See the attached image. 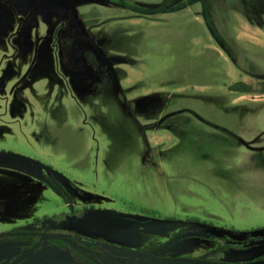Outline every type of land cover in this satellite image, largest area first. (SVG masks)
<instances>
[{
  "label": "rangeland",
  "instance_id": "obj_1",
  "mask_svg": "<svg viewBox=\"0 0 264 264\" xmlns=\"http://www.w3.org/2000/svg\"><path fill=\"white\" fill-rule=\"evenodd\" d=\"M208 6L246 71L215 43L199 3L142 15L106 0H0V236L33 225L52 229L70 246H50L44 235L33 236L32 250L0 242V264H90L89 255L106 264H264V94L257 78L264 77V13L245 16L241 0H208ZM61 33L98 46L97 57L84 42L73 44L79 80L59 65ZM114 56L124 62L109 63L111 71L102 58ZM34 64L42 75L26 82ZM237 81L254 92H230ZM117 86L127 100L186 96L129 116ZM219 102L259 109L239 125L214 106ZM180 108L206 119L211 127L194 122L210 133L220 132L216 125L227 127L239 138L236 146L229 150L219 139L227 152H183L177 137L159 125L164 114ZM100 111L113 125L131 128L130 150L106 152L108 140L95 123ZM132 120L146 127L149 152ZM49 181L66 190L71 205ZM70 206L81 221L63 225ZM119 213L151 220L137 223ZM180 230L188 236L174 239ZM79 237L96 248H77ZM176 245L171 258L157 254Z\"/></svg>",
  "mask_w": 264,
  "mask_h": 264
},
{
  "label": "trees",
  "instance_id": "obj_2",
  "mask_svg": "<svg viewBox=\"0 0 264 264\" xmlns=\"http://www.w3.org/2000/svg\"><path fill=\"white\" fill-rule=\"evenodd\" d=\"M92 1V0H90ZM108 3L113 4L118 7H123L128 10L134 11L136 13L142 14V15H150V14H161V13H171L176 12L178 10H181L187 6L193 5L195 3H199L201 6V16L203 18L204 24L210 33L211 37L214 39L215 43L226 53V55L231 59V62L234 64L236 68H238L241 71H246L245 68L240 64L239 61H237L234 58L232 49L227 42V40L222 36L216 25L214 24L213 20L211 19V13L208 6V0H183L182 2L178 4H173L174 0H161L159 3L155 5H143L141 3H136L134 1L130 0H106ZM242 2V8H243V14L245 16H251L255 15L257 12L264 13V0H241ZM78 34L69 33L63 36V34H60L59 40L57 42L58 45V61L59 65L68 72H72L73 75H78L80 71L77 69L79 65L78 62L73 61L72 54L73 48L75 45V41L85 43L90 49H92L96 56L98 57V46H93L87 39L85 40V36H83V42L79 39ZM78 37V38H77ZM47 42V41H46ZM46 43L42 44L39 49L41 52H44V47ZM39 55V52H38ZM104 60V63H107V68H111V71H114L112 68V65L115 62L121 63L124 62L123 58H118L116 56L110 57V58H102ZM48 63L51 61L49 58L46 59ZM38 64V63H37ZM82 64V63H81ZM83 64V66H85ZM36 65H32L30 68L28 74L29 79L26 82H31L33 77L42 75L41 71H36ZM44 73V72H43ZM82 77L81 75H78L75 78V80H79ZM259 78L260 83V94H264V77L257 76ZM118 92H117V98L119 103L126 109L127 112H129V116H133L132 110H146L148 108L152 107H158V105L164 104V107H168L170 101L178 98V97H185L186 95L180 94V93H159V94H149L147 96H143L139 99H133V100H127L124 96V91L120 89L119 86H117ZM228 90L233 93L237 94H252L254 92L253 87L250 84L244 83L242 81H237L228 86ZM205 99V98H204ZM207 99V98H206ZM211 100V98H208ZM212 101V100H211ZM214 106H216L219 110L222 111L224 114L231 115L233 114L235 118L238 120V124L240 125L241 119L245 116L253 115L259 108V104L255 103H244V104H234V105H225L222 103H215ZM215 107V108H216ZM185 111H188L189 114H186ZM100 115L96 118V122L102 133L106 136L108 140V146L106 152H114V151H128L134 146V136L131 132V128L128 126H122V124H112L110 121L108 122L106 120L105 113L99 112ZM196 118L199 121H202V125L210 126L211 124L206 120L203 119L201 115H199L197 112L193 110H186L183 108H180L177 110H172L171 112L164 114L162 117V120L159 121V125L163 130H166L173 134L177 139L179 140L178 144H181V148H183V152H193L197 150L198 152H209L211 148H215V152H227L223 151L222 147L220 146L222 139V146H229V150L231 147L236 146L237 141L239 140L237 134L233 133L231 130H229L225 126H215L216 129L220 132L216 133H210L208 129H204L202 125L195 123L194 121ZM193 119V120H192ZM132 125L136 127L139 132L141 133V137L143 138V148L145 149V152H149L151 146L149 145L146 137H145V130L146 127L142 124H140L137 121L132 120ZM214 126V125H213ZM212 126V127H213ZM211 127V126H210ZM66 130V128H65ZM223 134V136L221 135ZM222 137H221V136ZM74 133L70 132L69 137L71 141L74 140ZM219 140V141H217ZM70 141V142H71ZM180 148V149H181ZM225 150V149H224ZM48 184L57 191L64 203L66 204H72V198L71 196L66 192V190L58 183H54L52 181H49ZM163 220L170 221L174 220L173 217H163ZM20 228H17L18 230ZM187 232L184 230H180L178 233L173 234V238L178 240L180 237H187ZM192 238V236H190ZM2 236H0V239ZM12 242H18L25 244V238L22 236H13L11 237ZM213 243L216 245H219L220 242L212 240ZM55 244L61 248H66V244L58 240L55 242ZM221 245V244H220ZM221 248V246H219ZM206 259V258H204ZM264 259V257H263ZM196 261H203L202 258H196L193 259ZM204 260L203 262H206Z\"/></svg>",
  "mask_w": 264,
  "mask_h": 264
},
{
  "label": "flooded vegetation",
  "instance_id": "obj_3",
  "mask_svg": "<svg viewBox=\"0 0 264 264\" xmlns=\"http://www.w3.org/2000/svg\"><path fill=\"white\" fill-rule=\"evenodd\" d=\"M80 219H81L80 215L78 213H76V211L70 206V210H69L68 214H64V216H62V219H61L60 223L63 224V225H67L68 222L72 221V222H75V223L78 224L81 221ZM51 223H52V221L49 224H51ZM39 224L40 223H38V225ZM41 224H43V223H41ZM49 224L47 226H50ZM32 226L29 225V226L19 227L20 229H18V230H16L17 228H15V229L9 231L7 233L8 234L7 236H2V238L0 239V242L9 243V244H12V245H17V246H19L20 248H22L24 250H32L33 249V240H36L37 237H41V236L44 235V236H46V239L49 242L48 245L59 247V246H57L55 244V242H57L58 240H61V239H58V238L54 237V234H56V233L52 229L49 230L51 232H48L47 230H42V229L41 230H39V229H37V230L34 229L33 230ZM13 236H22V237H24L25 238V244L18 243V242H12L11 237H13ZM33 236L36 237V238H34ZM78 241H79V244H78ZM78 241H76L77 242V244H76L77 248L86 250L87 247H88V249L91 250V252L96 248V246H94V244L92 246L83 245L81 242L87 241L84 238L79 237ZM66 246H67V249H70L69 245L66 244ZM177 246L178 245L173 246V247H167L166 251H159V253H157V254L158 255L160 254L159 257L162 258V259L171 258V257L168 256L169 250H173V249L177 248ZM75 253L78 256H81V254H79L78 252H75ZM87 257L89 258L90 264H106L99 257H94V256H91V255H89Z\"/></svg>",
  "mask_w": 264,
  "mask_h": 264
},
{
  "label": "water",
  "instance_id": "obj_4",
  "mask_svg": "<svg viewBox=\"0 0 264 264\" xmlns=\"http://www.w3.org/2000/svg\"><path fill=\"white\" fill-rule=\"evenodd\" d=\"M118 217L120 218H123V219H127V220H130V221H134V222H137V223H147L151 220V218L149 217H146V216H141V215H136V214H126V213H119L117 214ZM51 222V220H46L45 223L46 224H49ZM170 241L162 244L160 246L161 247H165L169 244Z\"/></svg>",
  "mask_w": 264,
  "mask_h": 264
}]
</instances>
